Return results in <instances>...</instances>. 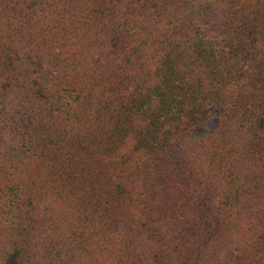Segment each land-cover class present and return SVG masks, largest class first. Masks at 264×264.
<instances>
[{
	"label": "trees",
	"instance_id": "trees-1",
	"mask_svg": "<svg viewBox=\"0 0 264 264\" xmlns=\"http://www.w3.org/2000/svg\"><path fill=\"white\" fill-rule=\"evenodd\" d=\"M0 264H264V0H0Z\"/></svg>",
	"mask_w": 264,
	"mask_h": 264
}]
</instances>
